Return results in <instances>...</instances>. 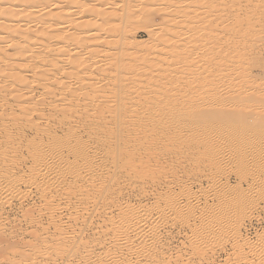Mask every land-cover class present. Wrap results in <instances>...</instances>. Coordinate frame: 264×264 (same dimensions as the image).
I'll return each mask as SVG.
<instances>
[{
    "label": "rangeland",
    "instance_id": "374dc122",
    "mask_svg": "<svg viewBox=\"0 0 264 264\" xmlns=\"http://www.w3.org/2000/svg\"><path fill=\"white\" fill-rule=\"evenodd\" d=\"M115 1H120V6ZM90 2L96 10L101 7L103 11L109 8L121 11V5L123 8L127 2L133 8L138 6L140 13L132 21L122 22L125 26L120 23L121 31L115 30L113 33L118 36L111 38L110 29L102 30V33H98L100 38L93 37L96 40L88 42L94 47H85L83 43L66 39L59 44L53 43L50 47L55 49L57 63L54 68L48 69V73L28 95L30 102H39L38 113L34 112L30 118L37 123L41 121L37 115L44 113V124L51 119L54 121L56 113L71 102L79 104L78 108L84 115L100 116L103 113L109 116L107 109H116L113 108L117 105L116 98L106 99L103 95L113 90L118 92L121 102L122 95L128 100L125 102L123 99L126 104L118 108L122 114L124 108L149 115L152 113V119L147 120L153 123V119L160 117L162 111H167L174 125L179 124L175 125L176 130L188 137L190 148L205 142L214 130L216 133L210 139L211 146L220 156L210 165L201 159L192 162L186 157V146H182L184 150L177 156L175 151L179 149L176 145L182 144L173 142L174 132L169 133L167 138L157 139L158 144L164 147L159 148L157 154L141 166L125 168L118 159L114 167L109 163L103 170L87 174L86 178L91 179H88L89 183H94L99 176L104 181L102 189L108 187L100 195L96 194L100 198L104 196L103 199L92 197L82 205V195L67 187L63 173H55V178L49 181L52 190L49 202L53 205L54 200L55 203L61 200L54 212L41 201L39 188L43 176L34 180L29 172L32 157L26 139L36 135L34 127L27 126L30 125L27 122L10 125L14 148L13 142L18 132L25 135L17 141L15 152L9 146V153L16 157L13 160L16 168L12 172L23 176L25 187L23 192L9 199L10 202L0 199V264H27L29 261L33 264H66L74 251L60 253L56 249H49L45 252L47 230H43L41 240L33 241V245L29 243L32 242L33 234L29 235L28 232L40 231L39 227L32 226V222H42L46 228L50 214L56 215L63 227L76 223L80 225L83 223L82 218H87L88 225L84 226L82 238L73 244L75 249L92 245L94 239L103 235L105 241H101L98 249L88 259L77 260L75 264H106L111 251L121 253L133 264H257L260 261H257L259 259L251 250L264 252V0ZM115 3L119 8L115 7ZM59 5L55 3L53 6L56 8ZM19 15L16 20L20 21L22 16ZM45 18L43 21L48 25V31L58 27V18ZM68 19L60 24L64 30L69 27ZM121 32L126 33L127 40H118ZM100 34H105L107 38H102ZM69 55L71 59H67ZM69 60L73 61L72 69L66 68ZM121 65H132L134 75L120 69ZM72 73H79L84 79L77 81L71 76ZM47 84L55 88L54 95L45 94ZM70 87L72 90H69ZM3 91L0 93L5 92L6 106L10 108L12 105L16 110L12 96L19 93L11 95L7 90ZM189 103L192 109L199 108L198 114L176 113L177 108L186 107ZM161 104H164L163 109H160ZM83 117L78 118L80 120L76 123L82 136L87 128ZM197 117L212 119L215 128L208 127V124H200V127L195 128ZM54 118L57 120V117ZM57 130L60 132L61 128ZM2 137L3 134H0V139ZM47 137L39 136V144L46 142L43 139L47 140ZM167 140L169 143L164 144ZM90 143L96 144L95 136H92ZM137 144L134 148L131 142L126 143L125 154H129L130 159L143 157L141 159L144 161L146 158L141 148L144 144ZM210 172L217 179H227L229 187L209 185L203 176ZM174 179L184 187L172 184V189L160 188L149 195H139V190L152 182H176ZM114 182H118L120 193L114 192ZM186 188L201 197L199 206H188L180 215L171 214L165 218L156 216V209L166 203L175 207L189 204L187 201L192 200L193 195H179L181 189ZM212 189L215 191L213 206L220 208L216 211L218 220L210 235L202 238L196 230L190 229L198 228L202 218L211 215L201 205L206 195L212 194ZM249 191L253 197H247ZM116 196L125 202L123 209L127 213L131 211L135 200L139 199L141 206L134 216L137 220H147L152 228L151 231L138 230L136 237H131L129 231L125 235L124 231L127 239L120 238L113 246L109 242L112 232L122 230L118 223L119 210L111 204ZM161 198H165L166 202ZM233 210L235 214H231ZM7 213L9 218L5 219ZM232 222L239 223L237 228L240 235L247 239L242 247L234 246L229 241L234 238L233 233L230 237L234 231ZM55 231H49L54 232L51 239L60 238L55 242L63 241L61 239L65 236V240L70 239L67 237L71 236V232L67 231L62 236ZM162 237L168 238L165 246L158 245ZM199 252L204 253V256L199 257ZM21 254L28 260L27 263L20 260ZM96 254L101 260L96 259ZM157 254L154 260L152 255Z\"/></svg>",
    "mask_w": 264,
    "mask_h": 264
},
{
    "label": "bare ground",
    "instance_id": "6f19581e",
    "mask_svg": "<svg viewBox=\"0 0 264 264\" xmlns=\"http://www.w3.org/2000/svg\"><path fill=\"white\" fill-rule=\"evenodd\" d=\"M115 2L117 3L118 1ZM55 3L60 4L59 7L54 8L55 6L53 5H55ZM91 3L92 2H90V0H0V91L7 90L11 95L16 92L19 93L17 96H12L14 98L15 108H17L16 110L11 107L12 105L10 108L6 106L7 99L4 95L5 92L3 91L4 94H2V92L0 93V134H3V137L0 139V199L4 198L3 202L6 200V202H10L11 198L23 192L25 187L23 176L21 174L16 175L14 171L12 172V170H15L16 168L13 162L16 157L9 153V146L13 147L11 144L12 138L10 136V125L27 122L30 124L27 126L32 128L34 127L36 135L28 140L26 139V144L28 146L30 156L32 157V164L29 168V172L32 174L34 180H38L41 176H43L42 183L39 188L41 201L45 207H48L50 208L49 210L52 209L53 211L55 207L60 205L61 200L58 199L56 203L54 200L53 205L49 202V199L52 196L49 181L55 178V173H63V178L65 179L64 181H66L67 187L71 188V190H75V192L79 195H82L81 198L84 200L81 202L82 205L86 204V200L92 197H99V199H103L104 196L100 198L98 195L103 193V191H106L108 187L105 189V186L102 189L104 181L99 176L95 178L96 180L94 183L91 181V183H89V180L91 179L86 178L87 174H92V172L94 173L98 170L101 171L109 163H112V167H114L118 159L122 161L125 168L139 167L141 164H144L147 160L156 155L159 148L164 147L163 144H158V140L167 138L169 133L172 132H174L173 136L175 135V137L172 138V141L182 144L176 145V148L179 149V152L175 151L177 156L181 154L180 151L184 150V147L182 146H186L188 153V156L186 157L192 162H196V160L201 159L205 163L207 162L206 164L210 165L218 160L220 156L219 152L211 146L212 141L210 139L213 134L216 133L214 130L209 133V136H207L208 139L205 142L190 148L191 144L187 141L188 137L176 130V126L179 124H175L176 126L174 125V122H172L169 118L171 115L168 114L167 111L163 112L160 110L162 111L160 113V117L157 116L153 119V123L150 122L151 120H147L152 119V113L149 115L137 112L136 109L124 108L122 114L120 111L118 112V108L122 104L125 105V102H128V100L126 101V98L122 95L125 102H123V99L121 102L119 99L121 98L120 95L118 92L113 90H109L108 94L103 95L106 99L109 97L116 98L117 105L113 107L116 109H107L110 112L109 116H104L103 113L100 114V116H95L94 114L89 113L84 115V112L78 108L80 105L71 102L64 108H61L60 112L56 113L55 116L52 115V117H57V120H55L54 117V121L49 119L51 123L48 119L46 120L49 125L48 123L44 124L42 122V120L46 119V115L44 116V113H39L37 115V119L41 120L37 123L30 118L33 116L34 112L38 113L39 102H30V97H28V95L32 92L31 90L38 85L39 81L43 79L42 77L44 74L48 73V69L54 68L57 63L56 54L54 52L55 49L50 47L53 46V43L59 44L61 41L66 39L69 41L83 43L85 47H91L92 44L88 42H92L95 41L96 38H100L98 33H102V30L104 31L106 29H110L111 34L109 36H111V38L118 36L116 33H113L115 30H120V23L132 21L140 13L137 10L138 6L135 5L133 8L128 6L127 2L125 4L124 2L121 3L124 4L123 8L121 5V11L120 9H118L119 11H116L115 7H118L116 3L115 4L117 6H111L115 10L109 8L111 11H103L101 10V7H98V10H96ZM118 4L120 6V1ZM18 15L22 16L20 21L16 20ZM45 16L58 18V27L52 31H48V25H46L43 21L46 19ZM67 19L69 20V27L67 30H64L63 27H60V24L64 23V21L67 22ZM122 24V26H125L124 23ZM93 33L97 34L95 35ZM104 36L106 35L104 34ZM104 36L102 34L101 37L103 38ZM119 39L127 40L126 33L121 32L118 40ZM92 47H94V45ZM70 57L71 56L69 55L67 59H71ZM72 67L74 68L73 61L69 60L68 67L66 68L72 69ZM119 68L126 70V72L131 75H134L135 71L132 65H121ZM71 76L75 77L77 81L84 79V77L80 76L79 73H72ZM54 89L53 85L47 84L45 86V94L54 95ZM69 90H72V88L70 87ZM130 103L135 105V103L132 102H129L128 104ZM5 106L9 109L7 110ZM163 106L164 104H161L160 109H163ZM198 109L199 108L192 109V104L189 103L186 107L177 108L176 113H180V115H183V113L190 115L191 112L192 114H198ZM81 116H84L82 121L87 126L84 131V136H82L76 125L78 120H80L78 118H81ZM203 116L205 117L206 114ZM175 121L177 120L175 119ZM63 123L65 127H62ZM200 124H208V127L215 128V122L209 118L197 117L194 123L195 128L200 127ZM20 128L23 129V127ZM56 128H61L60 132ZM45 135L48 136L47 140L43 139L46 142L39 144V136L43 138ZM24 136L23 132H18V136L17 138H14L13 142L15 146V148L13 147V152H15L18 147V145L16 146L17 141ZM92 136L96 137L95 145L90 143ZM128 142H131L134 148L138 146L137 143L144 144V146L141 147L143 148L142 153L146 158L144 161L142 160L143 157L130 159V155L125 154V145ZM168 143L169 142L167 140L164 144ZM38 175L40 176L38 177ZM203 177L207 179L209 185L216 184L222 188L226 186L229 187L227 179H217L212 172ZM174 180L176 182L169 180H162L157 183L152 182L139 190V195H149L160 188L172 189V184H178V180ZM112 186L114 187V192L120 193V186L118 185V182H114ZM182 187L184 186L180 183L179 188ZM199 188L200 187H198V189ZM193 193L190 188H186L184 190L181 189L179 195H193L194 198L187 201L189 204H179L175 207L172 204L170 205L169 203H166L156 209V216L165 218L171 214L180 215L188 206H199V204H201V197H199L198 194L196 196V194ZM198 193L201 192L198 191ZM211 193V195H206L205 200L201 205L204 211H208L211 215L202 218V222L198 228L193 227L190 229L191 231L196 230L202 238L210 235L212 228L217 224L218 220L216 211L220 208H215L213 206L214 201L212 197L215 194L214 189H212ZM252 194L253 193L251 191L246 193L247 197H251ZM161 199L164 200L163 202H166L165 198ZM111 204L119 210L117 215L119 216L120 221H118V223L122 229L121 231L112 232L113 236L109 238V242L113 246H115L114 242H118L120 238L127 239L125 236L127 235V231H129L131 237L138 236V230L151 231L152 227L147 220H137L134 216L136 213L135 211L139 210L141 206L139 199L135 200L129 213L124 211L123 208L125 206V202L121 201L118 196L114 197ZM231 214H235L234 210ZM69 216L70 215L68 213L67 217ZM257 216H259V214ZM100 217L103 216L101 215ZM8 218L9 214L7 213L5 219ZM49 218L50 220L48 221V224H45L47 225L46 228H44L45 226L42 225V222H35L36 220L32 222V226L34 228L39 227L40 231L37 230L38 233L31 231L28 232L29 235L33 234L31 235L33 237L32 242L29 243H32L31 245H33V241L41 240L42 238L40 235H42L44 229L47 230L48 238L44 241V243L47 244L45 252L49 249H56L61 251L60 253H71L74 251L72 253V258L67 259L65 262L66 264H73L77 260L80 261L82 259H88L95 252V250L98 249V245L102 243L101 241H105L103 239V235H99L98 238L94 239L92 245H83L82 249H75L73 244H76L82 238L84 226L88 225L86 223L87 218L84 216L82 218L83 223L80 225L76 223V225L69 224L64 227L60 225L62 222L59 223L57 221L56 215L50 214ZM90 219H92V217ZM235 221L237 222V220ZM235 223H231L235 232L232 230L233 232L230 233V237L233 233L232 238L233 235L234 238L229 241L232 242V245L234 246L241 245L242 247V245L247 243V239L240 235L239 228H237L239 223ZM54 230L57 231L58 235L62 236L66 235L67 231H69L68 233L71 232V236L67 237L70 239L65 240L66 236L61 239L68 242L54 241L57 239L60 240V238L51 239L54 232L49 231ZM124 231L126 232L125 235L123 233ZM49 233L50 235H48ZM167 239L168 238L162 237L158 240V245L165 246ZM251 252L256 254V258L259 259L257 261H260L257 262V264H264V252L256 253L254 250H251ZM96 255V259L101 260L98 257V254ZM20 256L21 259H19L27 263L28 260L23 257L22 254ZM122 256L124 255L121 253L117 254L116 252L111 251L110 254L107 255L108 260H106L108 262H106V264H133L130 260H126ZM152 256L155 260L157 259L158 254ZM198 256L202 257L204 256V253L199 252ZM20 260L19 263L21 262ZM27 264H33V262L29 261Z\"/></svg>",
    "mask_w": 264,
    "mask_h": 264
}]
</instances>
